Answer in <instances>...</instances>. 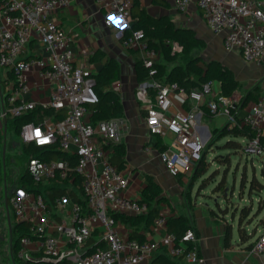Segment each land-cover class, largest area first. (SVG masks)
<instances>
[{"label":"built area","instance_id":"built-area-1","mask_svg":"<svg viewBox=\"0 0 264 264\" xmlns=\"http://www.w3.org/2000/svg\"><path fill=\"white\" fill-rule=\"evenodd\" d=\"M96 1L105 9V24L114 29L123 46L143 52L142 59L149 75L139 83L136 96L146 111L149 131L174 136L173 141L159 152L172 176L184 172L192 174L207 148V142L198 130V116L202 114L200 105L205 101L211 112L225 114L231 126L248 125L254 132L242 146L247 157L264 155V96H260L238 120L231 113V107L238 103L237 97L221 95L216 91L215 81H207L189 93L176 82L164 83L155 77L159 54L147 48L142 30L132 28L134 0ZM193 2L202 11L208 27L215 33H224L223 44L227 50H239L246 60L264 66V0H174V7L180 13H186ZM69 5L70 0H0V67L16 75L15 82L6 72L2 82L0 117H18L37 107L66 109L67 115L63 119L46 117L38 123H25L20 136L24 142L37 146L58 143L63 152L75 155L74 171L83 178L82 187L88 204L85 209L77 199L67 195L50 201L43 192L15 186L10 196L13 218L28 223L31 230L21 238L18 258L24 264H163L152 258L160 247H165L168 255L183 256L188 264H207L194 227L180 237L167 232L159 242H141L132 238L129 230L124 229L114 216L117 212L142 214L148 211V206L125 195L129 177L111 162L110 152L105 147L109 142L122 141V120L94 122L87 119L88 106L99 102L96 74L89 66L74 63L71 36L52 17L58 9ZM34 40L44 45V53L27 57ZM173 51L181 52L182 46L174 41ZM38 78L50 85L48 99L25 98L32 88V81ZM119 85V81L115 82L114 89L119 90ZM176 91L184 93L186 100L196 102L195 108L172 113L171 95ZM27 167L38 185L51 184L57 178H69L66 187L73 188L74 178L70 175L73 167L69 159L46 161L31 157ZM168 217V213L161 211L154 227L167 229ZM95 235L99 237L89 245ZM251 251L264 253V227Z\"/></svg>","mask_w":264,"mask_h":264},{"label":"crops","instance_id":"crops-1","mask_svg":"<svg viewBox=\"0 0 264 264\" xmlns=\"http://www.w3.org/2000/svg\"><path fill=\"white\" fill-rule=\"evenodd\" d=\"M136 1L141 6L146 7L147 11L152 15L172 16L168 11L174 6V0H168V8L154 5L152 0H134V2ZM190 9L194 10L195 14L192 19L193 23L187 27L190 28L192 26V29L198 31L197 35L203 37L207 43L203 49V59L206 61H221L233 70L236 79L241 83V88L235 93L238 103L236 111L233 114L234 117L240 120L246 115L253 103L260 96H264V66L257 61L246 60L239 50H227L223 44L224 33H215L208 27L203 13L197 7L196 2L190 5ZM131 14L132 26H134L135 18L132 11ZM52 17L71 36L70 46L75 54V64L87 65L97 75L107 59L115 58L120 63L122 76L119 80L118 91H120L125 109L123 117L120 118L123 122L121 140L125 143L127 151L126 164L121 170L129 177L130 182L129 188L124 192L125 195L132 199L141 200L150 178H153L155 182L162 186V196L168 199L167 202L159 203L158 208L160 211L168 213L169 216L182 214L190 218L193 227L200 237L201 252L205 256L207 264H264V253L255 254L249 246L264 227V210L259 211L258 220L256 223H253L251 227L252 231L248 232L251 235L255 230L257 231L256 236L249 238L248 235H245L243 237L240 236L241 239H238L234 233V230L237 229L235 228L233 229L231 238L227 241V228L223 222L218 221L217 214L213 213V211L217 210L216 208L207 204L208 208L205 209L203 205L206 203H203L195 192L193 200L190 202L191 205L188 203L184 185L189 184L192 174L184 172L179 176H172L160 159L159 152L162 145L166 148L173 141L174 136L170 133H167L166 136L152 134L147 127L146 111L136 96V90L139 85L136 57L143 56V52L137 48H125L123 46L121 39L117 37L114 29L105 24V9H102L96 0H70L69 6L58 9L57 12L53 13ZM43 53L44 45L34 40L26 56L43 55ZM97 53H99L98 58L93 60V56ZM32 82V88L24 95L25 98L35 101L48 99L50 85L47 81L38 78ZM215 83L216 91L220 92V83L218 81H215ZM112 86H114V83ZM251 92L256 93L255 98L257 99H250L241 105L240 102ZM171 98L173 101L171 107L172 113L177 111L187 112L195 108L196 102L186 100L185 94L180 91L173 92ZM238 104L240 105L238 106ZM200 107L202 114L198 116V130L202 133L208 144L214 133L221 130L228 123V119L223 113L212 114L210 112L211 115L205 114L206 108L210 110L206 101ZM87 119H91L90 110ZM159 138L161 139V146L158 142ZM247 140V137L240 138L242 142L241 149ZM180 177L183 178L180 179ZM259 180L264 182L262 179ZM262 192H264V189L261 191L255 190L252 193L260 197L263 195ZM248 193L252 195L249 186ZM258 200L256 198L257 206L255 208H258ZM11 209L10 212L12 211ZM119 221L124 229L130 230L120 218ZM132 225L133 228H137L146 236L147 241L151 242L161 241L167 233L166 228H156L153 224L146 228L144 221H136ZM99 229L100 227L97 230ZM9 234L12 245L11 228ZM164 249V247H160L155 252L152 261L157 262L164 254ZM21 262L24 264L22 260Z\"/></svg>","mask_w":264,"mask_h":264},{"label":"trees","instance_id":"trees-1","mask_svg":"<svg viewBox=\"0 0 264 264\" xmlns=\"http://www.w3.org/2000/svg\"><path fill=\"white\" fill-rule=\"evenodd\" d=\"M152 3L157 6L165 8L169 7L168 0H152ZM132 13L135 18V25L132 27L134 30H142L144 32V40L147 48L155 50L159 54V60L155 63L157 72L156 78L161 79L164 83L176 82L178 86L185 92L189 93L194 89H199L201 86L210 80L218 81L220 83V94L233 97L235 93L241 88V83L236 79L235 74L231 68L223 64L219 60H204L198 51L203 50L207 43L206 40L197 35L196 31L192 28L177 26L171 16L168 15H152L147 11V8L141 6L139 2H134L132 7ZM178 42L182 46L181 52L173 51V42ZM134 50V49H133ZM100 53V51H98ZM138 52V51H137ZM135 52V53H137ZM99 53L93 56V60L98 58ZM136 70L138 82L141 83L148 78V68L144 65L142 56L136 57ZM8 78L16 82V75L11 71H7ZM121 66L117 59L109 58L104 64L103 68L96 75L97 84L95 89L99 95V102L88 106L91 111V120L97 122L99 120H109L113 118H121L124 115V105L121 100L120 91L113 88V83L118 82L121 79ZM194 76V77H193ZM256 93H249L241 102L244 104L248 100H256ZM238 104V106L240 105ZM237 105V103H236ZM235 107H231V113L234 114L236 111ZM211 111L205 109V114H210ZM213 114V112H212ZM67 115V110H55L54 108L43 109L37 107L33 110L24 113L18 117L7 116L5 121L9 124L15 132L20 134L22 126L27 122H41L46 117H55L57 119H63ZM159 135V134H157ZM254 132L248 125L240 126L236 124L231 126L227 123L221 130L214 133L207 148L203 154V157L192 173L188 189L190 190L191 185L198 180L200 176V165L207 155L208 149L211 148L215 143L221 139H225V149L241 151L242 142L241 137L252 138ZM159 145L161 146V139H158ZM26 151L31 157H37L42 160L50 161L52 159H69L70 164L73 168L70 170V175L73 177L72 187H66L69 183L68 179L57 178L52 180L51 184L38 185L34 182L30 176L28 167L24 175L21 177L20 184L17 186L25 187L27 190L43 192L46 194L50 201H54L57 196L67 195L74 197L81 203L85 209L88 208L87 198L84 194L82 187V176L74 171V167L77 164V158L75 155H70L63 152L58 143L50 146H37L34 143H27L23 141ZM105 147L110 152L111 162L118 167L119 170L126 164V146L122 141L119 143L109 142ZM164 149L162 145L161 150ZM225 164L227 166L231 163V154L225 156ZM253 158V157H251ZM218 159L223 161V156L219 155ZM29 161V160H28ZM202 170V169H201ZM264 174V173H263ZM222 177H227V174H223ZM246 179V175L244 176ZM250 181L249 190L250 193L253 191H261L264 189V182L258 179L256 174L252 175ZM245 184L243 179L242 186ZM219 189L225 190V186L222 184L218 187ZM162 186L155 182L153 178H150L149 184L143 192L141 198L142 202H145L148 206V211L142 214L131 215L123 212H117L114 216L130 229V236L141 242L147 241L146 236L140 232L137 228H133L132 223L136 221H144L145 227H149L154 224L157 216L160 215L161 211L158 208V204L161 202H167V198L162 196ZM10 196H8V204L11 209ZM262 205H259L258 209ZM249 205L241 208V213L238 218L237 230L241 237L244 235V227L242 223H239L243 216L249 215ZM12 210V209H11ZM193 227L190 218L186 215H172L168 217L167 221V232L174 233L180 237L187 229ZM233 228L227 227L226 239L232 236ZM31 233L30 225L28 223L17 222L14 219L13 225L11 224V240H12V255L17 261H21L17 257L18 250L21 247V238L24 235ZM257 235V231H253L251 235L248 234L249 238ZM254 242V241H253ZM253 242L250 243L252 247ZM95 240L90 239L89 245L94 244ZM165 248V247H164ZM155 262V261H154ZM163 264H188L183 256H170L164 249V254L157 261ZM22 263V262H21Z\"/></svg>","mask_w":264,"mask_h":264},{"label":"rangeland","instance_id":"rangeland-1","mask_svg":"<svg viewBox=\"0 0 264 264\" xmlns=\"http://www.w3.org/2000/svg\"><path fill=\"white\" fill-rule=\"evenodd\" d=\"M168 12L173 16L171 17L177 26L187 27L193 23L192 19L195 12L192 9L187 13H180L173 6ZM195 31L198 33L197 30ZM198 53L204 58L203 50L198 51ZM6 72L7 70L4 67H0V115L1 87L6 77ZM228 154H231L229 166L225 164V156ZM219 155L223 156V161L218 159ZM28 158L29 155L20 134L15 132L9 124L7 125L5 119L0 117V264H22L21 261H16L13 258L11 251L10 227L5 205V188L8 187L10 190L20 184L21 177L28 166ZM263 173L264 155L251 158L239 150L225 149V140L221 139L208 149L207 155L200 165V176L191 185L190 190H187L189 184L184 185L185 195L190 199H187L189 204L192 202L195 192L203 203H206L203 205L205 209L208 208L207 204L216 208L217 210L213 211V213L217 214L218 221L223 222L226 228L228 226L233 229L237 228L241 208L249 205V215L243 216L239 222L244 227V235H248V232L252 231L253 223L258 220L259 211L264 210V192H262L263 195L260 197L252 193V195L254 194L252 197L248 193V186L253 174L264 180ZM223 174H227V177H222ZM182 178L180 177V179ZM243 179L245 184L242 186ZM221 184L223 187L225 186L224 191L218 188ZM256 198L259 199L258 207L259 203L262 205L259 209L255 208L257 206ZM11 217V224L13 225L12 211ZM234 233L238 239H241L237 229L234 230ZM96 237H99V235L93 236L92 239H97Z\"/></svg>","mask_w":264,"mask_h":264},{"label":"water","instance_id":"water-1","mask_svg":"<svg viewBox=\"0 0 264 264\" xmlns=\"http://www.w3.org/2000/svg\"><path fill=\"white\" fill-rule=\"evenodd\" d=\"M11 194H12V191L7 192V190H6L5 203H6V207H7V217H8V222H9L10 228H11L12 218H11V212H10V208H9V204H8V196Z\"/></svg>","mask_w":264,"mask_h":264},{"label":"flooded vegetation","instance_id":"flooded-vegetation-1","mask_svg":"<svg viewBox=\"0 0 264 264\" xmlns=\"http://www.w3.org/2000/svg\"><path fill=\"white\" fill-rule=\"evenodd\" d=\"M13 188H11L10 190L8 189V187L5 188V190H7V192L12 191ZM6 192V191H5Z\"/></svg>","mask_w":264,"mask_h":264},{"label":"snow or ice","instance_id":"snow-or-ice-1","mask_svg":"<svg viewBox=\"0 0 264 264\" xmlns=\"http://www.w3.org/2000/svg\"><path fill=\"white\" fill-rule=\"evenodd\" d=\"M113 19H114V18H113ZM115 22H116L117 24H119V21H115ZM36 135H37V136H39V135H40V133H39V132H37V133H36Z\"/></svg>","mask_w":264,"mask_h":264},{"label":"clouds","instance_id":"clouds-1","mask_svg":"<svg viewBox=\"0 0 264 264\" xmlns=\"http://www.w3.org/2000/svg\"><path fill=\"white\" fill-rule=\"evenodd\" d=\"M37 132H39V130H37ZM37 132H36V133H37ZM21 195H23V193H21Z\"/></svg>","mask_w":264,"mask_h":264}]
</instances>
